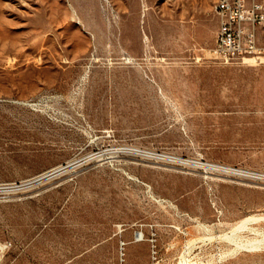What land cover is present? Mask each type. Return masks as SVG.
Listing matches in <instances>:
<instances>
[{
	"label": "rangeland",
	"instance_id": "rangeland-1",
	"mask_svg": "<svg viewBox=\"0 0 264 264\" xmlns=\"http://www.w3.org/2000/svg\"><path fill=\"white\" fill-rule=\"evenodd\" d=\"M213 2L0 0V264H264L208 166L264 173V37L220 64Z\"/></svg>",
	"mask_w": 264,
	"mask_h": 264
},
{
	"label": "built area",
	"instance_id": "built-area-1",
	"mask_svg": "<svg viewBox=\"0 0 264 264\" xmlns=\"http://www.w3.org/2000/svg\"><path fill=\"white\" fill-rule=\"evenodd\" d=\"M214 13L219 19L213 58L222 65L237 61L261 59L260 32L264 37V0H215ZM261 61V60H260ZM213 170L247 181L256 187L264 186V173L243 168L210 165ZM4 246L0 244V261Z\"/></svg>",
	"mask_w": 264,
	"mask_h": 264
},
{
	"label": "crops",
	"instance_id": "crops-1",
	"mask_svg": "<svg viewBox=\"0 0 264 264\" xmlns=\"http://www.w3.org/2000/svg\"><path fill=\"white\" fill-rule=\"evenodd\" d=\"M214 4H215V0H214V2H213V5H212V7L210 6V13L212 14V18H213V20H214V24H215V28H216V37H217V31H218V29H219V19H218V17L215 15V13H214ZM262 34H261V32H260V36H261Z\"/></svg>",
	"mask_w": 264,
	"mask_h": 264
},
{
	"label": "bare ground",
	"instance_id": "bare-ground-1",
	"mask_svg": "<svg viewBox=\"0 0 264 264\" xmlns=\"http://www.w3.org/2000/svg\"><path fill=\"white\" fill-rule=\"evenodd\" d=\"M149 156V155H148ZM208 166H210V165H208ZM212 168L210 169V170H218V168H216V167H213V166H211ZM236 178V177H235ZM136 242H140V241H142V237H141V235H137L136 236V240H135Z\"/></svg>",
	"mask_w": 264,
	"mask_h": 264
}]
</instances>
